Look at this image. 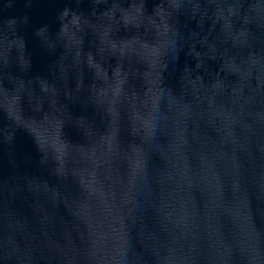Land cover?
<instances>
[{
	"label": "water",
	"instance_id": "water-1",
	"mask_svg": "<svg viewBox=\"0 0 264 264\" xmlns=\"http://www.w3.org/2000/svg\"><path fill=\"white\" fill-rule=\"evenodd\" d=\"M0 264H264V0H0Z\"/></svg>",
	"mask_w": 264,
	"mask_h": 264
}]
</instances>
